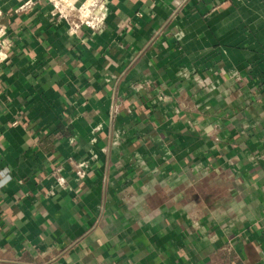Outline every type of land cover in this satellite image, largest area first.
Returning <instances> with one entry per match:
<instances>
[{"label":"crops","instance_id":"crops-1","mask_svg":"<svg viewBox=\"0 0 264 264\" xmlns=\"http://www.w3.org/2000/svg\"><path fill=\"white\" fill-rule=\"evenodd\" d=\"M107 4L0 0V264H264V0Z\"/></svg>","mask_w":264,"mask_h":264},{"label":"built area","instance_id":"built-area-1","mask_svg":"<svg viewBox=\"0 0 264 264\" xmlns=\"http://www.w3.org/2000/svg\"><path fill=\"white\" fill-rule=\"evenodd\" d=\"M53 1V0H50ZM53 3V2H52ZM55 4V2L53 3ZM62 17L67 19L73 29L85 26L89 30L104 31L107 26V15H108V4L107 0H91L88 3L87 11L83 12L78 9L76 11H65L57 8ZM76 10V9H75ZM76 16H73V14ZM12 39L8 32L7 26L0 21V68L2 63L8 58V50L11 47ZM161 98L164 99L163 96ZM77 174L80 177L84 176V170L79 167ZM55 182L58 186H63L66 178L58 175V172L53 175ZM50 193L54 192V187H50ZM229 249V247H228ZM217 264H228V263H217ZM232 264H235L233 261Z\"/></svg>","mask_w":264,"mask_h":264},{"label":"rangeland","instance_id":"rangeland-1","mask_svg":"<svg viewBox=\"0 0 264 264\" xmlns=\"http://www.w3.org/2000/svg\"><path fill=\"white\" fill-rule=\"evenodd\" d=\"M91 0H53L52 2H55V6L57 8L63 9L65 11H77L78 9L86 12L88 3ZM76 9V10H75Z\"/></svg>","mask_w":264,"mask_h":264}]
</instances>
